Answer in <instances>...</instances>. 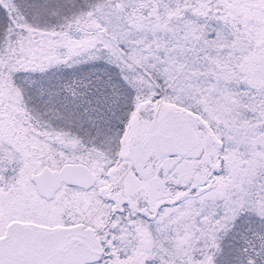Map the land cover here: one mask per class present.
Here are the masks:
<instances>
[{
    "label": "snow or ice",
    "instance_id": "1",
    "mask_svg": "<svg viewBox=\"0 0 264 264\" xmlns=\"http://www.w3.org/2000/svg\"><path fill=\"white\" fill-rule=\"evenodd\" d=\"M0 264H264V0H0Z\"/></svg>",
    "mask_w": 264,
    "mask_h": 264
}]
</instances>
